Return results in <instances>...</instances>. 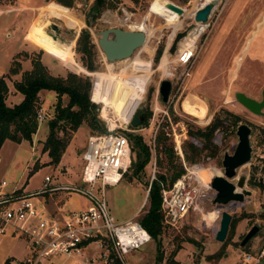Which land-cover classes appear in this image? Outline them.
Masks as SVG:
<instances>
[{"label":"rangeland","instance_id":"obj_1","mask_svg":"<svg viewBox=\"0 0 264 264\" xmlns=\"http://www.w3.org/2000/svg\"><path fill=\"white\" fill-rule=\"evenodd\" d=\"M71 1L68 7L59 5L56 0H0V76H5L7 86L12 91L13 82L20 80L22 73L31 69L33 59H39L51 75L65 77L68 72H72L78 76H87L95 89L98 87L104 91L108 87V82L98 77V74L116 78L120 76V81L135 88L138 100L135 101L128 122L122 121L114 109H108L107 118H103L101 110L104 106L97 103L98 100H92V88L90 93L91 101L99 106L98 117L105 128L108 123H113L123 128L124 133H138L150 149V160L140 180L130 178L128 169L118 184L105 187L109 207L118 221L138 219L145 212L148 206L147 183L151 181L153 173L154 178L158 173H171L168 157L161 144L156 142L159 131H164L167 137L165 143L172 145L175 162L183 164L177 147H180L183 155L182 145L185 141L200 145L197 139L189 137V129L194 131L203 128L221 111L238 115L236 126L216 131L213 141L218 147L217 155L214 158L203 157L194 164L184 161V172L186 168L196 167V172L204 171L201 177L222 174L223 156L234 152L238 142L237 127L245 123L251 129V158L237 168L236 176L246 177L245 188L251 190V194L245 196L243 201L219 206L213 200L215 192L212 188L205 189L184 218L175 226H169L161 235L163 259L160 264H167V257L178 244L180 249L174 259L180 264H243L245 253L260 258L264 264V191L249 183L251 179L264 181V174L259 167L264 159V107L263 114H254L235 97L236 92H243L256 100L261 99L264 87V0H218L207 21L195 22L187 34L191 38L183 42L186 46L182 47L181 43L184 37L173 54L168 49L176 32L194 23V12L203 5V0H167L183 10L179 18L172 16L169 11L153 8L154 0H106L105 7L95 18H92L90 12L94 0ZM51 5L66 9L67 16L50 13L48 8ZM86 20L90 21V25H87ZM38 22H41L46 33L54 32L49 25L55 23L59 28V39L69 42L66 45L72 43L71 54L58 52L31 36L29 41L26 34L29 35L32 25ZM139 25H143L147 35L144 45L127 59L108 62L97 45L99 32L109 27L137 30L133 27ZM82 28L89 30L92 42L95 43L97 71H88L83 67L81 55L75 51V41ZM192 37H196L194 42ZM159 47L161 54L155 60ZM180 49V52L188 51L189 57L193 54L187 63L179 62ZM109 64L112 65V72L106 70ZM11 68L17 72L12 74ZM163 79L171 82L166 101L158 93L159 83ZM45 91L38 94V108L43 107L53 113L55 93ZM21 96L17 93L16 97ZM10 100L8 98L6 103H10ZM66 102L67 98L63 97V103ZM141 107L146 112L150 111V116L147 121L145 119L133 127L130 119ZM47 122H39L31 142L7 140L2 145L0 179L4 178L9 188L16 186L25 192H32L42 187L46 175L51 177V184L83 186L80 182L83 166L81 155L88 135L100 132L92 130L85 123L80 125L70 133L59 163L53 165L48 164L49 157L42 151V143L48 132ZM60 134L63 135L62 132ZM49 193L52 192L31 197V200L37 203L45 196L51 204V212L55 209L59 212L85 208L88 205L86 198L78 193H67L62 200L58 198V204L52 205ZM57 195L58 192L52 197L55 199ZM224 210L231 214V221L225 239L219 242L215 234ZM254 224L259 225L258 231L244 245H240ZM156 248V241L151 238L140 248L126 254L124 261L126 264H155ZM221 249L220 257L210 256ZM97 251L96 259L101 263L103 258L98 255L106 252V249L103 247ZM29 252L30 244L25 237L9 234L8 231L0 234V262L4 256H11L9 260L13 261L21 260ZM54 262L72 264V260L64 258L55 259Z\"/></svg>","mask_w":264,"mask_h":264},{"label":"built area","instance_id":"obj_2","mask_svg":"<svg viewBox=\"0 0 264 264\" xmlns=\"http://www.w3.org/2000/svg\"><path fill=\"white\" fill-rule=\"evenodd\" d=\"M191 57L186 52H178L181 63H187ZM52 115V112L40 107L37 111L38 123L50 119ZM120 128L116 125L111 128L108 123L105 131L88 135L81 155L82 187L51 184V177L46 175L42 187L25 192L16 186L9 188L8 182L0 179V234L8 231L9 234L25 237L30 244L26 257L17 261L10 259L7 264H56L54 261L58 258L81 264H117L116 260L126 264V254L150 241V235L138 219L118 221L106 199L105 187L118 184L131 164L129 140ZM177 148L185 167L180 147ZM153 178L154 173L151 180ZM204 190L201 180L190 167L171 186L162 187L160 206L164 222L175 226L196 205ZM57 191L78 193L86 198L88 205L51 212L42 199L37 203L31 200V197ZM103 247L106 252L98 255L103 258L99 263L97 250ZM243 264L263 263L260 258L245 253Z\"/></svg>","mask_w":264,"mask_h":264},{"label":"trees","instance_id":"obj_3","mask_svg":"<svg viewBox=\"0 0 264 264\" xmlns=\"http://www.w3.org/2000/svg\"><path fill=\"white\" fill-rule=\"evenodd\" d=\"M59 5L71 6V0H56ZM106 0H94L90 12L92 18L98 16L105 7ZM87 25L90 21L86 20ZM75 51L81 55V63L88 71H97L98 65L95 62L96 46L92 42L90 32L87 28H82L75 41ZM161 54V47L157 49L155 60ZM12 74L17 71L10 69ZM14 89L22 94L20 102L9 106L6 104L8 86L5 76H0V148L3 142L8 139L16 143L23 140L32 141V136L38 129L37 111L38 94L42 90H50L55 93V104L53 115L48 119V133L42 143V151L46 152L49 161L48 164L57 165L61 155L68 145L70 133L74 132L80 125L85 123L92 130L103 132L106 130L104 124L98 117V104L91 101L90 93L92 82L87 76H78L75 73L68 72L65 77L53 76L48 72L45 65L39 59L32 60V67L22 73L20 80L13 82ZM63 97L67 102L63 103ZM92 100L95 97V85L92 92ZM150 116V111L146 113V121ZM238 115L228 111H221L213 120L203 128L189 129L188 135L200 142V145L192 141H185L183 147V160L189 164L199 162L203 157L214 158L217 155L218 147L213 138L216 131L228 129L237 124ZM228 122V123H227ZM63 133V135L60 134ZM131 149L130 178L141 179L145 166L150 160V149L142 136L138 133L125 132ZM164 131L156 134V142L161 144L165 155L168 157V163L171 168L170 175L158 173L147 183V202L148 206L145 212L138 218L141 226L147 231L154 241H156V260L155 264H160L163 259L161 251V235L169 227L164 222L161 211V190L162 187H169L183 172L184 166L180 162H175V154L172 145H167ZM264 141V139H263ZM264 174V159L259 166ZM126 173H124L125 175ZM123 175V177H124ZM250 185L264 191V181L251 179ZM264 216V213H263ZM187 241L192 242L191 239ZM180 249L178 244L166 259L167 264H180L174 259L175 254ZM222 249L211 257H220ZM208 256V258H210ZM9 259L5 260L7 264ZM117 264H121L116 260Z\"/></svg>","mask_w":264,"mask_h":264},{"label":"water","instance_id":"obj_4","mask_svg":"<svg viewBox=\"0 0 264 264\" xmlns=\"http://www.w3.org/2000/svg\"><path fill=\"white\" fill-rule=\"evenodd\" d=\"M218 0H209L199 7L193 15L194 23H190L184 31L177 32L172 40V43L168 49L170 54L175 53L177 42L187 36L189 30H191L195 22H206L213 7ZM171 9H174L176 13L181 15L183 10L173 4L168 3ZM49 27L54 31L47 33L51 38L61 44H68L60 40L57 33L59 28L55 23H51ZM100 36L97 39V45L103 52L105 59L108 62L127 59L132 56L134 51L139 47H142L146 41L147 35L142 30L123 29L119 27H109L99 32ZM94 86V85H93ZM93 89V88H92ZM170 91V81L163 79L160 82L158 92L163 101H166ZM236 99L249 111L254 114H263L262 109L264 107V87L261 93V99L256 100L245 95L243 92L235 93ZM141 113L139 114V110ZM146 110L138 108L130 119V124L136 127L141 124V120L145 117ZM250 127L242 123L238 125L236 135L238 142L235 150L232 154H225L222 159L223 173L214 175L210 180V187L215 192L214 202L219 206H224L230 202L243 201L245 196L251 194V190L245 188L246 177L236 176V170L238 167L247 163L251 158V145H250ZM231 221V214L228 211H222L219 228L215 234V239L219 242H223L227 235L228 227ZM259 225L254 224L249 231L244 235L240 241V245H244L251 237L258 231Z\"/></svg>","mask_w":264,"mask_h":264},{"label":"bare ground","instance_id":"obj_5","mask_svg":"<svg viewBox=\"0 0 264 264\" xmlns=\"http://www.w3.org/2000/svg\"><path fill=\"white\" fill-rule=\"evenodd\" d=\"M207 1H209V0H203L204 3ZM168 3H170V2L167 0H154L152 3V7L158 8V9H161L164 11H169L172 16H174L175 18H179L180 15L178 13H176V11H174V9H171V7L168 5ZM170 4H172V3H170ZM48 9L51 11L50 13L57 15V16H63L64 17V16H67V14H68V11L66 9L59 7V6H56V5H51ZM133 28L143 31L144 27H143V25H139V26L133 27ZM30 36L34 40L52 48L58 52L66 53V54H71V52H72L71 51L72 50V43L70 45H66V44H61V43L53 40L51 38V36L45 32V29L42 26L41 22H38V23H35L34 25H32V27L30 28ZM188 38L190 39L191 37L190 36L185 37L181 43L183 44V42L188 41L189 40ZM191 40L194 42L196 40V37H192ZM185 46H186V44L184 43L182 45V47H185ZM180 51H181V49L179 50V52ZM183 52H186L188 54V51H183ZM183 52H180V54H183ZM106 70L107 71L110 70L112 72V65L111 64L107 65ZM97 76L105 79L108 82V87L104 91L99 89L98 87H97V89H95L96 92H95L94 100H98L96 102L101 103L104 106L103 109L101 110V116L103 118H107L108 109H112V110L114 109L116 113L118 112V114L120 116L119 118L122 121L128 122L129 117H130L131 112H132V109L134 107L135 101L138 100V95L135 93V88L132 85L128 86L125 83V81H120L121 80L120 76H117L118 78L110 77L109 75H106V74H98ZM138 89H140V88H138ZM99 101H101V102H99ZM123 119H126V120H123ZM110 127L111 128L115 127V124L110 123ZM192 170H193V173L196 175V177L201 180V183L203 184L204 189L209 190L210 180L213 176L211 174H209L206 177H201L204 175L203 170H199L196 172V167H193ZM217 174L218 173H216V175ZM212 215L213 214H210L209 216H212Z\"/></svg>","mask_w":264,"mask_h":264},{"label":"crops","instance_id":"obj_6","mask_svg":"<svg viewBox=\"0 0 264 264\" xmlns=\"http://www.w3.org/2000/svg\"><path fill=\"white\" fill-rule=\"evenodd\" d=\"M26 38L29 40V38L30 39H32L31 37H30V34L28 35V33L26 34ZM30 41V40H29ZM33 43V42H32ZM36 45V44H35ZM36 46H38V45H36ZM39 47V46H38ZM40 48V47H39ZM40 49H42V48H40ZM46 53H48V54H51V53H49V52H47V51H45ZM52 55V54H51ZM54 56V55H53ZM42 92H46L45 90H42V91H40V93H42ZM96 92V91H95ZM17 93H19V92H17L15 89H13L12 91L10 90V88L8 87V97H7V101L5 100V102H8V98H11V100L9 101L10 103H6L7 105H9V106H12L13 104H16V103H18V102H20L21 101V99H22V97L23 96H21V97H16L17 96ZM21 94V93H20ZM22 95V94H21ZM48 133V132H47ZM47 135V134H46ZM8 139H6L4 142H3V144L7 141ZM2 144V145H3ZM2 147V146H1ZM0 150H1V148H0ZM33 158H35V156H33ZM58 192V195H57V197L54 199L53 197H52V195L54 194V193H56V192H52V193H49V198H51V200H52V205H56V203L58 204V198L59 199H63L64 197H66L67 196V194L65 193V192H63V191H57ZM45 195V194H44ZM61 199V200H62ZM48 198H46L45 196L42 198V201L46 204V206L47 207H49V210H51V204H49L48 203ZM53 209H55V208H53ZM54 211H56V209L54 210ZM57 212V211H56ZM11 256H8V257H6V256H4V257H2V259H1V262H0V264H4L5 263V260L6 259H9ZM72 264H81V263H77V262H72Z\"/></svg>","mask_w":264,"mask_h":264},{"label":"flooded vegetation","instance_id":"obj_7","mask_svg":"<svg viewBox=\"0 0 264 264\" xmlns=\"http://www.w3.org/2000/svg\"><path fill=\"white\" fill-rule=\"evenodd\" d=\"M184 30H185V29H184ZM184 30H183V31H184ZM189 31H190V30H189ZM178 32H181V31H178ZM176 33H177V32H176ZM179 42H180V41H179ZM179 42H177L176 50H177V48H178V44H179ZM192 55H193V54H192ZM161 81H162V80H161ZM161 81H160V82H161ZM159 85H160V83H159ZM170 89H171V82H170ZM158 93H159V92H158ZM261 93H262V92H261ZM141 110H142V109L139 110V114L141 113ZM146 113H147V112H146ZM145 119H146V115H145V117L141 120V123H143V122L145 121Z\"/></svg>","mask_w":264,"mask_h":264}]
</instances>
